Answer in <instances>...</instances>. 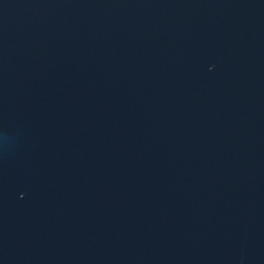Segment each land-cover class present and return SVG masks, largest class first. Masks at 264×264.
<instances>
[{"label":"water","instance_id":"obj_1","mask_svg":"<svg viewBox=\"0 0 264 264\" xmlns=\"http://www.w3.org/2000/svg\"><path fill=\"white\" fill-rule=\"evenodd\" d=\"M0 264H264V0H0Z\"/></svg>","mask_w":264,"mask_h":264}]
</instances>
